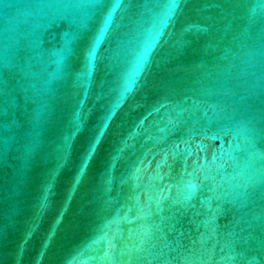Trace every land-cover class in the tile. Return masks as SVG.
I'll use <instances>...</instances> for the list:
<instances>
[{
  "label": "water",
  "instance_id": "obj_1",
  "mask_svg": "<svg viewBox=\"0 0 264 264\" xmlns=\"http://www.w3.org/2000/svg\"><path fill=\"white\" fill-rule=\"evenodd\" d=\"M0 264H264V0H0Z\"/></svg>",
  "mask_w": 264,
  "mask_h": 264
}]
</instances>
